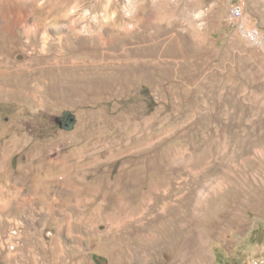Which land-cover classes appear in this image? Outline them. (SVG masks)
Masks as SVG:
<instances>
[{
	"label": "rangeland",
	"instance_id": "374dc122",
	"mask_svg": "<svg viewBox=\"0 0 264 264\" xmlns=\"http://www.w3.org/2000/svg\"><path fill=\"white\" fill-rule=\"evenodd\" d=\"M239 2L264 30V0H0V264H264Z\"/></svg>",
	"mask_w": 264,
	"mask_h": 264
},
{
	"label": "built area",
	"instance_id": "2783aa9c",
	"mask_svg": "<svg viewBox=\"0 0 264 264\" xmlns=\"http://www.w3.org/2000/svg\"><path fill=\"white\" fill-rule=\"evenodd\" d=\"M230 22L251 46L264 49V30L248 17L243 2L231 6Z\"/></svg>",
	"mask_w": 264,
	"mask_h": 264
},
{
	"label": "water",
	"instance_id": "95a60500",
	"mask_svg": "<svg viewBox=\"0 0 264 264\" xmlns=\"http://www.w3.org/2000/svg\"><path fill=\"white\" fill-rule=\"evenodd\" d=\"M16 57H18L20 60L23 59V56H16ZM67 117H68V122L66 123V125H67V126H71L72 123L74 122V121H73L74 118H72V117L69 116V115H67ZM61 118H62V117H61ZM61 118H58V119H57V122L59 123L60 126H63V121H61Z\"/></svg>",
	"mask_w": 264,
	"mask_h": 264
},
{
	"label": "bare ground",
	"instance_id": "6f19581e",
	"mask_svg": "<svg viewBox=\"0 0 264 264\" xmlns=\"http://www.w3.org/2000/svg\"><path fill=\"white\" fill-rule=\"evenodd\" d=\"M7 27H8V25H7ZM72 32L73 31H75V29H70ZM61 63H63V62H61ZM58 64H60V62H58ZM63 64H65V63H63ZM6 175H10V173L9 172H7V174ZM11 195V194H10ZM44 200V199H43ZM51 203V202H50ZM163 223V222H162ZM160 228V230H159V232L160 233H162V234H166L167 232H168V227L167 226H164V225H162V226H160L159 227Z\"/></svg>",
	"mask_w": 264,
	"mask_h": 264
},
{
	"label": "flooded vegetation",
	"instance_id": "af4514ba",
	"mask_svg": "<svg viewBox=\"0 0 264 264\" xmlns=\"http://www.w3.org/2000/svg\"><path fill=\"white\" fill-rule=\"evenodd\" d=\"M61 121H63V126H60L64 129L70 130L72 127L71 126H67L66 123L68 122V117L66 115L62 116Z\"/></svg>",
	"mask_w": 264,
	"mask_h": 264
}]
</instances>
